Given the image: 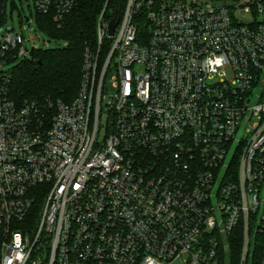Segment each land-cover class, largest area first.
Instances as JSON below:
<instances>
[{"label":"built area","instance_id":"1","mask_svg":"<svg viewBox=\"0 0 264 264\" xmlns=\"http://www.w3.org/2000/svg\"><path fill=\"white\" fill-rule=\"evenodd\" d=\"M106 4L69 104L9 98L36 49L0 29V264H264V0Z\"/></svg>","mask_w":264,"mask_h":264},{"label":"trees","instance_id":"2","mask_svg":"<svg viewBox=\"0 0 264 264\" xmlns=\"http://www.w3.org/2000/svg\"><path fill=\"white\" fill-rule=\"evenodd\" d=\"M126 0H77L59 22L50 15H37L38 30L57 47L36 49L33 56L12 67L9 98L24 102L61 101L71 103L77 96L87 47L96 46V22L106 4V17L124 7ZM4 0H0V7ZM61 43V45L59 44ZM233 243H232V242ZM225 258L235 264L239 255V238L229 239ZM260 249L253 257L259 256ZM254 258V259H255Z\"/></svg>","mask_w":264,"mask_h":264},{"label":"rangeland","instance_id":"3","mask_svg":"<svg viewBox=\"0 0 264 264\" xmlns=\"http://www.w3.org/2000/svg\"><path fill=\"white\" fill-rule=\"evenodd\" d=\"M5 4V15L3 17V25L0 26V29H13L15 32L22 33L24 39H25V48L31 49L34 47L35 49H47V48H54L57 47V43H54L53 41H49L46 36H44L43 33L36 30V28L32 24H28L25 22V18H33V2L32 0H4ZM145 22L141 21L139 22V26H144ZM61 45V43H59ZM24 60V59H18L17 61L7 65L4 67L5 69L11 68L16 65L17 62ZM113 74H109L106 79V95H113L115 93V89L112 86L113 82ZM244 127L242 128V132H240L239 138H243L244 136ZM261 197H264V186L261 190ZM261 212H259L255 218V220L252 222V243H251V252L253 250V239L254 234L256 232L257 223ZM232 242V241H231ZM233 243V242H232ZM240 248V245H239ZM235 264H237V260L235 261ZM250 264V263H249Z\"/></svg>","mask_w":264,"mask_h":264},{"label":"water","instance_id":"4","mask_svg":"<svg viewBox=\"0 0 264 264\" xmlns=\"http://www.w3.org/2000/svg\"><path fill=\"white\" fill-rule=\"evenodd\" d=\"M118 21H119V12L116 11L113 19L110 21V23L108 25V33L110 36H112L114 34V31L117 27ZM33 52H34L33 49H31L29 52V56H33Z\"/></svg>","mask_w":264,"mask_h":264}]
</instances>
